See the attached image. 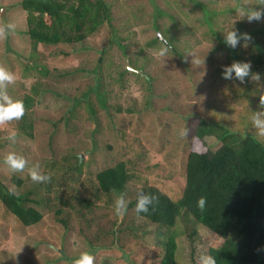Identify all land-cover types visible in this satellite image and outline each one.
Returning <instances> with one entry per match:
<instances>
[{
  "label": "rangeland",
  "instance_id": "374dc122",
  "mask_svg": "<svg viewBox=\"0 0 264 264\" xmlns=\"http://www.w3.org/2000/svg\"><path fill=\"white\" fill-rule=\"evenodd\" d=\"M105 1L111 24L80 43L40 44L35 53L22 0H0V26L15 24L13 32L0 36V66L15 76L6 90L14 100L34 97L28 110L33 136L20 131L19 119L0 124V182L43 215L41 222L25 226L0 201V264H72L85 251L94 254V264H118L128 248L137 263L160 264L172 233L176 264H201L202 255L222 245L201 223L181 217L175 227H161L129 206L147 185L175 201L181 198L202 117L216 115L219 120H210L229 123L240 135L250 132L244 116L256 105L249 97L259 104L261 90L253 92L258 81L225 79L222 66L251 61L253 68L264 60V18L249 21L237 13L244 5H264ZM232 27L251 35L247 46L243 40L234 49L226 46L222 31ZM161 46L168 48L163 56ZM225 82L232 88L223 90ZM220 145L213 136L204 139L207 150ZM10 152L25 158L24 170L4 163ZM121 161L131 180L120 194L128 210L117 215L114 200L120 195L101 194L95 175ZM33 167L50 179L33 181Z\"/></svg>",
  "mask_w": 264,
  "mask_h": 264
},
{
  "label": "trees",
  "instance_id": "16d2710c",
  "mask_svg": "<svg viewBox=\"0 0 264 264\" xmlns=\"http://www.w3.org/2000/svg\"><path fill=\"white\" fill-rule=\"evenodd\" d=\"M22 8L35 53L40 44L80 43L112 21V9L105 0H22ZM252 71L261 73L258 89L253 91L258 94L256 90L264 91V60L256 62ZM220 86L223 90L225 86L232 88L229 82ZM33 98L24 97L25 111L18 122L20 131L31 136L34 125L28 110L33 106ZM249 98L256 101L252 111L260 110L258 100ZM251 115L244 116L250 131L243 132L245 135L230 130L229 123L225 122L228 126H224L210 120L214 117L219 120L216 115L202 117L188 153L186 185L181 198L175 201L155 186H144L138 192L155 194L156 200L148 213L137 214L136 194L129 206L134 208L135 215L167 228L175 227L181 217L201 223L223 240L220 247L209 250L216 264H264V137L260 139L256 134ZM208 136L221 143L216 151L204 148V139ZM78 164L82 165L80 157ZM95 178L101 194L107 196L122 194L131 180L124 161L98 172ZM201 196L206 199L203 209L197 206ZM0 201L25 226L43 219L42 213L29 205L26 197L15 194L1 182ZM90 203L86 200V206ZM176 251V236L172 233L165 241L160 264H176ZM125 253L118 264H141L135 261L129 248Z\"/></svg>",
  "mask_w": 264,
  "mask_h": 264
},
{
  "label": "clouds",
  "instance_id": "9594fccd",
  "mask_svg": "<svg viewBox=\"0 0 264 264\" xmlns=\"http://www.w3.org/2000/svg\"><path fill=\"white\" fill-rule=\"evenodd\" d=\"M260 4L264 5V0H260ZM237 13L241 17H246L249 21L254 19L260 20L261 18H264V7L244 5L237 10ZM14 30L15 24L9 22L3 26H0V36L10 34ZM222 32L224 43L227 47L233 49L236 48L238 44H240L241 40L244 41V46H247L248 41L252 39L249 33L239 32V30L235 27ZM166 44L167 41H164V45ZM167 51L168 48L166 46H161L160 55H165ZM222 68V76L225 79H238L241 82H244L246 77H250V79L253 81H260L261 79L260 72L252 71L251 61H233L231 64L223 65ZM14 79L15 76L12 72L0 66V124L13 119L21 118L25 111L23 102L20 100H14L9 96L6 90L7 84L14 81ZM259 105L260 110L253 111L250 120L252 127L256 130V134L260 137H264V91L260 92ZM9 139H15V132L10 133ZM4 163L14 171L24 170L26 166L25 158L14 152H10L4 157ZM30 177L33 181L38 182H43L50 179V176L41 173L37 167L30 169ZM155 200V194L145 191L138 192L135 204V210L137 214L148 213ZM205 203V197L201 196L197 201V206L203 209ZM114 207L117 215H123L127 212L128 202L124 195H120L114 200ZM94 260V254L85 251L82 252L78 258L74 259L72 264H94ZM200 260L201 264H216L215 258L208 254L202 255Z\"/></svg>",
  "mask_w": 264,
  "mask_h": 264
}]
</instances>
